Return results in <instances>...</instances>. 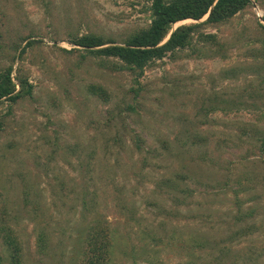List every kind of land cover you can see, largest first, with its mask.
<instances>
[{
    "label": "rangeland",
    "instance_id": "rangeland-1",
    "mask_svg": "<svg viewBox=\"0 0 264 264\" xmlns=\"http://www.w3.org/2000/svg\"><path fill=\"white\" fill-rule=\"evenodd\" d=\"M148 1L0 0V71L33 86L0 103V264H82L100 223L108 264H264V0L140 77L74 50L147 28Z\"/></svg>",
    "mask_w": 264,
    "mask_h": 264
},
{
    "label": "trees",
    "instance_id": "trees-1",
    "mask_svg": "<svg viewBox=\"0 0 264 264\" xmlns=\"http://www.w3.org/2000/svg\"><path fill=\"white\" fill-rule=\"evenodd\" d=\"M148 2H150L148 10L151 12V22L147 28L132 33L121 44L96 34L79 35L71 40L73 46L77 47L74 50L98 58L107 67L121 72L137 73L140 77L150 64L189 49L196 42L195 39L200 43H216V35L203 34L199 30L204 26L225 23L252 5L251 0H149ZM209 13V18L204 22L182 25L173 30V27L180 22L201 21ZM28 39L30 37L26 40ZM34 42L30 41L26 48L31 47ZM26 48L22 49L20 59ZM13 73L14 64L0 71V103L5 100L14 104L32 92L33 86L29 81L18 75L16 82ZM92 91L96 95H106V91L101 87L94 86ZM129 108L134 110L133 106ZM1 130L3 123L0 121V132ZM138 142L140 143L139 139ZM138 148L141 149L140 145ZM262 149L264 150V139ZM6 243L12 251L13 259L17 262L21 254V246L13 231H9L6 235ZM112 249L109 229L103 226V223L97 224L91 227L88 233L82 264H108Z\"/></svg>",
    "mask_w": 264,
    "mask_h": 264
},
{
    "label": "bare ground",
    "instance_id": "bare-ground-1",
    "mask_svg": "<svg viewBox=\"0 0 264 264\" xmlns=\"http://www.w3.org/2000/svg\"><path fill=\"white\" fill-rule=\"evenodd\" d=\"M188 21H192V20L183 21V22H180V23H178V24H181V23H184V22H188ZM178 24H176V25H178ZM176 25H175V26H176Z\"/></svg>",
    "mask_w": 264,
    "mask_h": 264
},
{
    "label": "water",
    "instance_id": "water-1",
    "mask_svg": "<svg viewBox=\"0 0 264 264\" xmlns=\"http://www.w3.org/2000/svg\"><path fill=\"white\" fill-rule=\"evenodd\" d=\"M210 13H211V11H210ZM210 13L208 14V18H209V16H210Z\"/></svg>",
    "mask_w": 264,
    "mask_h": 264
}]
</instances>
